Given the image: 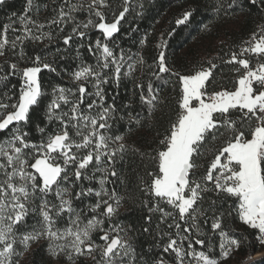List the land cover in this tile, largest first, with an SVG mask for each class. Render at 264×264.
Segmentation results:
<instances>
[{
    "label": "snow or ice",
    "instance_id": "snow-or-ice-1",
    "mask_svg": "<svg viewBox=\"0 0 264 264\" xmlns=\"http://www.w3.org/2000/svg\"><path fill=\"white\" fill-rule=\"evenodd\" d=\"M131 2L61 0L41 23L33 18L41 5L26 0L23 15L14 13L15 18L0 25V264H20L19 257L42 240L48 241L53 257L63 255L68 264L85 256L94 264H222L247 242L234 235L236 229L227 220L254 230L264 245V26L221 60L236 66L232 87L214 83L218 64L211 61L186 74L174 72L167 62L166 37L172 33H162L149 78L133 81L141 105L133 114L122 112L115 97L109 102L106 92L110 84L119 88L133 80L134 67L145 63L142 56L134 60L126 54L115 39L131 14ZM236 2L230 0L225 8L216 0L213 7L217 15L222 9L227 14ZM5 3L0 0V7ZM251 3L264 6V0ZM144 8L140 3L137 17H143ZM194 12L193 7L185 9L175 25L187 26ZM69 25L60 39L65 52L77 41L80 64L68 73L74 87L49 90L40 74L48 70L60 75L55 60L43 53L29 55L25 42L51 43L57 38L54 32L65 33ZM91 30L100 33L94 42ZM147 40L146 34L140 43ZM80 49L95 62L81 59ZM165 74L178 80L175 118L154 154H148L154 168L143 188L150 201L143 204L150 213L146 219L160 213V224L169 231L159 230L158 242L144 253L137 252L118 222L123 197L109 187L116 182L112 178L120 179L116 165L128 151L125 135L116 134L115 126L126 120L131 131L132 125L142 126L153 117L162 105L161 88L153 81ZM45 98L46 123L35 126L39 139L33 140L30 113ZM123 107L131 109L132 100ZM208 193L216 198L205 208ZM85 201L83 208L76 206Z\"/></svg>",
    "mask_w": 264,
    "mask_h": 264
},
{
    "label": "trees",
    "instance_id": "trees-1",
    "mask_svg": "<svg viewBox=\"0 0 264 264\" xmlns=\"http://www.w3.org/2000/svg\"><path fill=\"white\" fill-rule=\"evenodd\" d=\"M60 2L61 0H56V3H53V0H36V3L41 5L38 16L47 22V18L53 15L51 9L57 7ZM116 2L117 0H113V3ZM140 3L145 5L142 18L136 16V12L140 10ZM221 3L227 8L230 0H221ZM214 4H216V0H132L131 14L127 16L126 23L122 22L121 31L116 34L115 39L126 54L132 55L134 59L138 55L142 56L145 63L134 67L133 80L123 81L119 88H115L111 84L106 88L109 102L115 97L116 104L122 112L133 111L135 114L141 111L138 91L134 92L133 81L136 79L142 82L147 81L149 73L155 67V58L158 54L156 45L159 42V37L162 33L169 32L172 34L166 37L168 44L167 62L174 72L186 74L193 68H199L201 65L206 66L207 62L211 61L218 64V68L214 72L215 81L221 83L220 86L232 87L231 82L238 76V73L233 71L236 66L223 64L221 60L228 59L225 54L230 50H238L237 46L240 42L256 30L264 19V7L259 3L252 4L251 0H237L234 9H227V14L222 9L217 15L213 7ZM189 7L195 8L191 23L187 26L177 27L174 23L175 19ZM25 8L26 0H6L5 5L0 7V25L8 23V18L13 17L14 13L23 15ZM81 18L84 16L78 15V19ZM204 25H207V28ZM14 26L20 27L19 24ZM70 27L71 25L65 29V33L54 32L57 38L51 43L48 40L43 43L25 42V51L29 55L34 52L43 53L49 61L55 60L60 75L48 70H43L40 74L42 85L49 90L55 85L74 87L72 78L68 73L74 71L80 64V60L75 58L77 41H74L73 47L65 52V46L60 39L70 31ZM45 29L48 31L47 27ZM146 34L148 36L147 43L141 44L140 41ZM12 36L13 33L9 31V38L11 39ZM98 37H100L98 31H90L92 42ZM110 46L112 45L110 44ZM57 49L60 51L57 52ZM80 51L83 54L81 59L85 62L89 64L95 62V58L85 49H80ZM61 55L65 58L61 59ZM149 65L152 67L150 68ZM63 69H67V72L62 71ZM153 82L154 86H160L162 100L161 107L154 113L153 117L145 119L142 126L132 125L131 131H129L130 126L126 120L120 121L115 126L116 134L125 135L128 151L123 160L116 165L120 179L112 178L116 182L109 186L115 187L116 191L123 197V207L119 210L118 222L127 230L128 237L133 238L137 252L144 253H147V250L158 242L157 232L159 230L169 231L165 224H160V213H151V221L146 219L150 213L144 207L143 201H150V197L143 188L148 181L147 172L154 168L148 154H154V150L159 146V140L165 134L169 121L175 118V101L178 92L176 76L165 74L160 81L154 80ZM13 83L18 84L19 81L14 80ZM217 86L219 87V85ZM133 97L135 98L133 99ZM47 99L42 100L30 113V131L33 140L39 139L35 126L37 124L44 126L46 123L45 106ZM130 100H132V108L125 109L123 106ZM141 115L146 116V113L141 112ZM215 198L214 193L207 194L205 208L208 207L209 199ZM86 203L88 201L77 202L76 206L83 208ZM160 206L170 210L162 202H160ZM226 223L235 227L234 235L237 238H247V242L241 243V246L235 249L232 254L235 263L264 264V255L249 260L262 249L257 245L254 230L232 220H227ZM158 224L159 229L157 228ZM209 227L210 222L209 225H204L205 230ZM145 228L148 229L147 232L144 231ZM164 242L159 241L161 244ZM215 242L218 244V240ZM197 248L199 249V246ZM154 251L157 250L154 249ZM87 258V256L79 258L78 264H94L92 259L88 260ZM30 264H48L44 247H37L33 250Z\"/></svg>",
    "mask_w": 264,
    "mask_h": 264
},
{
    "label": "rangeland",
    "instance_id": "rangeland-1",
    "mask_svg": "<svg viewBox=\"0 0 264 264\" xmlns=\"http://www.w3.org/2000/svg\"><path fill=\"white\" fill-rule=\"evenodd\" d=\"M73 2H75V0H73ZM262 7H264V6H262ZM34 19H37L39 22H41V23H46L45 21H43V18H41L40 16H34L33 17ZM81 19H84V18H81ZM260 26H264V19L262 20V22L257 26V28H256V30L255 31H258V29H259V27ZM18 28V27H17ZM45 31H46V29H45ZM16 34H19V33H16ZM252 34V33H251ZM250 34V35H251ZM249 35V36H250ZM248 36V37H249ZM247 37V38H248ZM247 38H245V39H243L241 42H240V44H239V46L242 44V42L243 41H245ZM239 46H237L238 48H239ZM237 48V49H238ZM134 59V58H133ZM255 57H252V60H253V62H255ZM135 60V59H134ZM205 67H207V65L205 66ZM215 83L217 84V85H219V87H220V85H221V83H219V82H216L215 81ZM230 87V86H229ZM124 143L127 145V140H126V137H125V140H124ZM209 147H211V146H209ZM209 194V193H208ZM207 195V194H206ZM206 202H207V200H206V197H205V203H204V205H203V207H205L206 206ZM163 203V202H162ZM121 207H120V209L123 207V201H121ZM119 209V210H120ZM169 211H171V209L169 210ZM89 215H91V213H89ZM33 221L30 219V223H32ZM95 238V237H94ZM127 238V237H126ZM256 241H257V245L259 246V247H261L262 249L257 253V254H260V255H254L253 257H251L249 260H253V259H256V258H258V257H260V256H263L264 255V245H261L260 243H259V241L256 239ZM98 243H101L100 241H97ZM37 247H44V251H45V257L47 258V262H48V264H68V262H67V260H66V257H64L63 255H61V256H59V257H53L52 255H51V253L49 252V249H48V241H46V240H42L40 243H37V244H33L32 246H31V248L28 250V251H26V252H24L23 253V255L21 256V257H19V262H20V264H30V262H31V260H32V252H33V250L35 249V248H37ZM235 251V249L233 250V252ZM233 252L230 254V256L226 259V260H224V261H222V264H237V263H235V260H233L234 259V256L232 255L233 254ZM88 260L89 259H91L90 257H88L87 258ZM76 264H78V260L76 261ZM243 264H245V263H243Z\"/></svg>",
    "mask_w": 264,
    "mask_h": 264
},
{
    "label": "bare ground",
    "instance_id": "bare-ground-1",
    "mask_svg": "<svg viewBox=\"0 0 264 264\" xmlns=\"http://www.w3.org/2000/svg\"><path fill=\"white\" fill-rule=\"evenodd\" d=\"M257 255H260V254H257ZM257 255H256V256H257Z\"/></svg>",
    "mask_w": 264,
    "mask_h": 264
},
{
    "label": "water",
    "instance_id": "water-1",
    "mask_svg": "<svg viewBox=\"0 0 264 264\" xmlns=\"http://www.w3.org/2000/svg\"><path fill=\"white\" fill-rule=\"evenodd\" d=\"M254 258V257H253Z\"/></svg>",
    "mask_w": 264,
    "mask_h": 264
}]
</instances>
